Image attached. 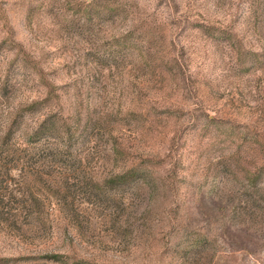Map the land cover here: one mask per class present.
<instances>
[{"label":"rangeland","instance_id":"obj_1","mask_svg":"<svg viewBox=\"0 0 264 264\" xmlns=\"http://www.w3.org/2000/svg\"><path fill=\"white\" fill-rule=\"evenodd\" d=\"M0 264H264V0H0Z\"/></svg>","mask_w":264,"mask_h":264},{"label":"trees","instance_id":"obj_2","mask_svg":"<svg viewBox=\"0 0 264 264\" xmlns=\"http://www.w3.org/2000/svg\"><path fill=\"white\" fill-rule=\"evenodd\" d=\"M57 257V256H56ZM60 259V258H59Z\"/></svg>","mask_w":264,"mask_h":264}]
</instances>
